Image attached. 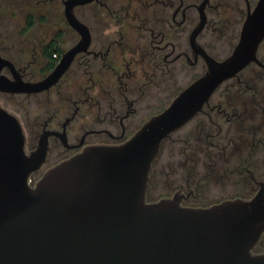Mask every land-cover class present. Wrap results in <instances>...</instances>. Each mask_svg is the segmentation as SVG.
Returning a JSON list of instances; mask_svg holds the SVG:
<instances>
[{
    "label": "water",
    "instance_id": "95a60500",
    "mask_svg": "<svg viewBox=\"0 0 264 264\" xmlns=\"http://www.w3.org/2000/svg\"><path fill=\"white\" fill-rule=\"evenodd\" d=\"M207 1L198 7L194 34L204 24ZM75 2L69 0L66 18L81 30L85 26L71 11ZM263 37L264 0H258L228 56L216 60L202 51L203 74L129 139L84 148L46 170L34 186L29 175L44 161L46 135L33 158L34 151L24 150L17 117L0 106V264H264V252L251 253L264 230V182L250 199L207 207L183 206L177 195L145 200L161 142L201 111L222 82L258 62ZM84 45L81 40L37 82L23 81L0 54V92L48 88ZM4 68L11 77L2 73Z\"/></svg>",
    "mask_w": 264,
    "mask_h": 264
},
{
    "label": "flooded vegetation",
    "instance_id": "af4514ba",
    "mask_svg": "<svg viewBox=\"0 0 264 264\" xmlns=\"http://www.w3.org/2000/svg\"><path fill=\"white\" fill-rule=\"evenodd\" d=\"M202 1L79 0L71 6L72 14L85 26L78 30L66 18L69 0H34L39 12L26 14L24 31L20 32L28 48L21 54L8 55L0 42V54L13 63L23 81L44 79L81 40L85 45L56 82L41 91L25 93L31 103L47 104L36 131L37 142L26 153L36 151L43 134L47 140L43 162L56 149L68 155L61 162L89 146L118 145L130 138L135 119L147 103L159 99L157 92L172 84L186 67L201 62L206 68L202 51L219 60L215 51L218 43L221 41L223 46L227 38L234 48L246 15L258 0H208L203 8L204 24L194 34ZM54 10L61 12L59 19L51 18L55 17ZM220 14L224 16L222 23L218 20ZM22 54L31 58L25 64L14 60ZM256 57L258 62H250L222 82L196 114L199 116L187 122L194 120L195 129L186 133V138L184 134L180 137L192 144L183 153L185 163L190 165L173 194L180 197V204L200 200L205 183L240 185L252 193L233 192L234 197L224 198L231 196L227 193L221 202L250 199L264 182L259 173L264 161V37ZM38 58L44 63L41 76L36 78L33 63ZM3 71L11 77L7 68ZM52 103L61 104L62 109H48ZM247 103H260L262 116H251ZM194 155L206 163L202 161L201 172ZM263 235L264 230L254 247Z\"/></svg>",
    "mask_w": 264,
    "mask_h": 264
},
{
    "label": "rangeland",
    "instance_id": "374dc122",
    "mask_svg": "<svg viewBox=\"0 0 264 264\" xmlns=\"http://www.w3.org/2000/svg\"><path fill=\"white\" fill-rule=\"evenodd\" d=\"M33 1L34 0H0V42L3 45V51L5 54L10 55L14 52L21 54V51H24L28 48L25 38L20 34V32L24 31L26 14L29 11H34V13L39 12V9L33 5ZM52 14L55 15V17L50 16L52 19H59V17H61L60 11L54 10ZM6 34L8 35L7 38H5ZM227 40H229V38H227ZM227 40L224 41L225 44L223 46H221V41V44L218 43L217 50L215 52L219 60L228 56L234 45V43H229ZM17 56H15L16 58L14 60L21 64H25L31 59L29 58L28 54H22L21 58H17ZM43 63V60L39 58L33 63V66L36 68H34V75L36 78L41 76L40 72ZM204 67L201 62H198V64L194 67L184 68L183 72L175 77V80L172 84H167L165 88H162L160 92H157L159 99L153 103H147L143 107V112H141L135 119L136 126L129 132V134L132 136L136 132V128L141 127L140 125L142 124L143 120L146 119V117L151 114L159 113L165 107H167L172 99L182 89H184L193 80L203 74L205 71ZM2 73H4V71ZM31 101L25 93L10 94L0 92V106L16 116L20 122L25 137V152L28 150L29 146L33 145L34 143L36 144V131H38V128H40V122L45 115L44 110L47 108L46 103H40V101H37V103H31ZM48 106V109H53L54 107L62 109V105L58 103H52V105ZM193 122L194 120L183 125L175 132H172L168 139L165 138L167 140H163L162 147L155 156V161L153 162V165L148 173V182L145 196V200L147 202H155L166 197L171 198L173 197L176 188L179 187L178 184L181 182L184 172L187 171L186 167L190 165V162L185 163V156L183 154L188 152V142L185 143L183 138L181 139L180 137L183 134V137H185L186 133L195 129ZM67 156V154H63L61 148L51 151V153L48 154L46 161L43 162L37 170L33 171L29 175V184L31 182H37L43 173L48 170L49 167H51V165L59 162L61 159ZM193 158L196 159L194 163L198 164L197 170L200 172L203 171L204 166H202L203 164L201 163L203 160L199 161L200 156L194 155ZM203 162L205 163V161ZM259 173L264 177V161L261 163ZM205 185L202 186L204 191H201L202 194L200 200L188 202L182 201L181 204L183 206L207 207L212 205L214 202H219L220 198L227 193L231 196L227 195L224 196V198L234 197L235 194H233V192L236 194L248 193V188L242 187L240 185L239 187L233 185H223L220 182H212L209 185L205 183ZM249 195L251 196L252 193ZM257 244L258 245L256 247L251 249V253L254 254L264 252L262 251V249H264V235Z\"/></svg>",
    "mask_w": 264,
    "mask_h": 264
},
{
    "label": "trees",
    "instance_id": "16d2710c",
    "mask_svg": "<svg viewBox=\"0 0 264 264\" xmlns=\"http://www.w3.org/2000/svg\"><path fill=\"white\" fill-rule=\"evenodd\" d=\"M213 1H215V0H213ZM222 14V13H221ZM220 14V16H218V20L220 19V22L222 23V20H223V15H221ZM221 87V86H220ZM219 87V88H220ZM218 90V89H217ZM232 90H234V91H237V90H239L238 88H233ZM228 93H230V92H228ZM247 107H248V109L249 110H251V116H257V117H261L262 115H261V113H260V111H261V107H260V103H247ZM199 116V114L198 115H196L195 116V118L196 117H198ZM195 132H199V129H196V131ZM170 136H168L167 137V139L169 138ZM186 138V137H185ZM167 139H165V140H167ZM183 141L185 142L186 141V139H183ZM190 143V140H187L185 143ZM162 144H163V141L161 142V144H160V147H159V151H160V148L162 147ZM189 146L190 147H192V144H188V148H189ZM187 148V149H188ZM158 151V152H159ZM185 156V155H184ZM155 161V159L152 161V163H151V167H152V165H153V162ZM201 161V160H200ZM201 163H202V161H201ZM151 169V168H150ZM192 207V206H191Z\"/></svg>",
    "mask_w": 264,
    "mask_h": 264
},
{
    "label": "bare ground",
    "instance_id": "6f19581e",
    "mask_svg": "<svg viewBox=\"0 0 264 264\" xmlns=\"http://www.w3.org/2000/svg\"><path fill=\"white\" fill-rule=\"evenodd\" d=\"M45 137H46V136H45ZM32 157H33V158H34V157H37V150H36V151H34V153H33Z\"/></svg>",
    "mask_w": 264,
    "mask_h": 264
}]
</instances>
